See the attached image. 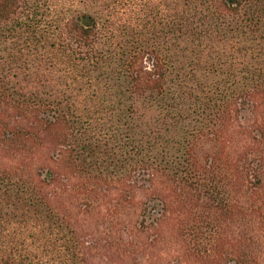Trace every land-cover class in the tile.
<instances>
[{
    "label": "trees",
    "instance_id": "16d2710c",
    "mask_svg": "<svg viewBox=\"0 0 264 264\" xmlns=\"http://www.w3.org/2000/svg\"><path fill=\"white\" fill-rule=\"evenodd\" d=\"M252 216L264 0H0V264H139L165 224L242 264Z\"/></svg>",
    "mask_w": 264,
    "mask_h": 264
},
{
    "label": "rangeland",
    "instance_id": "374dc122",
    "mask_svg": "<svg viewBox=\"0 0 264 264\" xmlns=\"http://www.w3.org/2000/svg\"><path fill=\"white\" fill-rule=\"evenodd\" d=\"M165 226L162 233H149L151 244L139 264H223L217 240L212 250L207 239L201 240L196 232L187 234L180 232L178 225ZM216 236L223 238V242L225 238L228 240L235 256L241 255L242 264H264L263 222L257 217H240L229 224L222 222Z\"/></svg>",
    "mask_w": 264,
    "mask_h": 264
}]
</instances>
